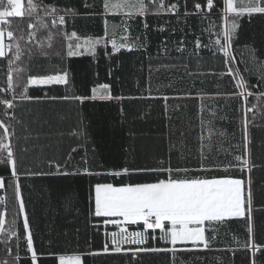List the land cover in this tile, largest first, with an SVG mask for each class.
<instances>
[{
  "label": "trees",
  "instance_id": "1",
  "mask_svg": "<svg viewBox=\"0 0 264 264\" xmlns=\"http://www.w3.org/2000/svg\"><path fill=\"white\" fill-rule=\"evenodd\" d=\"M146 1L149 15L145 20L138 19L141 24L136 28L138 46L132 51L124 49L111 56L106 54L112 51L110 45L107 48L99 45L95 56L68 57L66 25H59L58 31L52 25L53 17L44 11L45 5H54L58 9L73 7L78 12L76 16L101 14L103 0H34L38 8L33 17L10 18V28L16 39L12 40L13 47L7 52V57L0 58V99H3L4 89L8 88L9 60H12L14 70L24 69L19 77L21 82L26 81L28 75L69 72L67 86H29L28 95L39 99H21L15 104V120L9 130L13 134L18 158L22 161L21 172L29 168L44 173L54 171L47 167L46 161L63 162L69 154L72 159L68 170L71 171L80 163L85 152L93 161L94 169H99L101 165L104 170L144 167L169 158L173 167L190 168L191 163L200 161L199 151L191 148L192 140L196 138L191 133V126L193 123L197 126L201 106L206 116L211 110L216 113L215 117L208 119L220 120L222 115L224 123L238 126V120L234 118L238 99L231 94L238 92L239 88L231 76L221 75L227 71L225 58L213 46L218 38L216 33L222 36L224 27L218 10L208 13L206 18L198 15H166L157 13L156 6ZM169 1L178 2L184 8V0ZM85 4L91 7L85 8ZM188 7L191 9L190 0ZM63 14L61 11L57 15ZM41 19L48 24V28L41 26ZM29 23L34 27L29 29ZM238 23L231 54L248 81L250 91L258 94L264 91V87L257 83V75L244 71L246 65L240 61L249 60L250 50H254L256 57L264 61V15H245L239 18ZM210 24L215 25L211 28V34L208 31ZM21 36L24 38L20 39ZM197 39L201 41L200 48L196 47ZM17 42L21 49L18 60L14 56ZM141 44L144 46L140 47ZM247 67L252 68L253 65L248 63ZM12 75L15 94L20 96L21 88L15 87L17 73L13 71ZM98 83L112 85L113 95L125 99L119 102H80L51 98L89 96L90 89ZM252 85H257V88ZM209 95L216 97L205 98ZM162 96L168 99H160ZM253 106V112H248L249 125L263 128L254 132L252 129L251 137L260 136L262 144L256 146L264 153V98L250 96L247 108ZM3 108V104H0V119L5 121ZM2 131L0 129V133ZM73 148L75 152H72ZM208 175L220 176L225 173ZM131 179L143 182L156 177L152 174H134ZM95 180V177L83 175L21 177L25 208L38 251L88 252L102 248L105 228L102 225L94 228L93 224L98 222V218L89 215V189ZM258 182L260 186L254 214L256 242L264 245V178ZM17 212L9 191L6 203L0 205V215L5 219V231L12 227L15 218V230L20 240L17 242L15 238L0 235V260H11L18 251L21 256L19 264H30L23 217ZM238 220L218 225L215 233H207L210 237L214 236L210 250L195 249L175 254L140 253L136 257H130V254L86 256L85 261L86 264H172L174 257L176 264H251V250L234 245L239 233ZM240 220L244 221L243 229L246 230V221ZM244 236L249 240L247 231H244ZM5 239H8L7 245L3 242ZM17 243L19 248L16 247ZM149 245L168 247L164 242L155 240H151ZM7 247L12 248V255L7 253ZM41 264H54V261L46 259ZM256 264H264V256L259 252L256 253Z\"/></svg>",
  "mask_w": 264,
  "mask_h": 264
},
{
  "label": "snow or ice",
  "instance_id": "2",
  "mask_svg": "<svg viewBox=\"0 0 264 264\" xmlns=\"http://www.w3.org/2000/svg\"><path fill=\"white\" fill-rule=\"evenodd\" d=\"M156 5V12L170 11L179 13L180 5L172 3L166 6L163 0H151ZM191 9L188 8L189 0H184V15H198L206 18L208 13L218 10V13L223 21V34L216 33L217 39L214 41V47L217 51L224 55V62L227 66L226 73L233 79L237 80V88L241 91L232 93L236 97H242L245 104L250 96H256L257 99L264 98V91L258 94L250 91L248 81L245 79L241 69L236 66L235 57L231 54L233 39L237 35L239 28V18L247 15L252 17L254 14L264 15V0H190ZM85 8L91 5L85 4ZM38 5L34 0H0V58H6V47L11 51L13 45H5V36L9 40H15L14 32L6 30L3 25H9L10 18H31L37 12ZM44 11L52 16V25L56 26L59 31V25L66 23V17H75L78 12L75 8L69 7L66 9H58L54 5H45ZM63 11V15H57ZM149 11L145 0H103V13L113 15L123 13L128 19L133 15L138 14L143 16ZM41 26L48 28V24L41 19ZM105 33L99 38H85L83 45L80 43H69L67 46V56L75 57L82 55L84 51H88L93 56L96 54V49L101 43L105 48L111 44V52H106L111 56L119 52L121 49L132 51L135 47L130 43V37L121 34L119 40L117 33L112 32L111 36L108 33V21L105 19ZM214 24H210L208 31L211 34V28ZM29 29L33 28L32 23L28 24ZM120 27L114 25L113 28ZM145 27L147 25L145 24ZM31 35V34H30ZM67 35V34H66ZM24 37L21 36L20 39ZM75 38L77 41L80 37L76 32H72L68 36L69 41ZM51 39V37H49ZM196 47L200 48L201 41L196 40ZM15 59H19L21 49L19 43H15ZM144 45L141 44L140 47ZM204 47H207L206 45ZM211 50V49H210ZM243 55V54H242ZM245 63V72L249 75H257V83L264 87V61L259 60L254 50H250L249 60H241ZM251 63L252 68L247 67ZM12 60L8 61V88L4 91H15L13 85V71L17 73L18 81L15 87L21 88L20 99L31 100L39 99L28 95L29 86H57L69 83V72L56 71L50 75H28L26 81L21 82L19 77L24 72V69L12 68ZM252 85L251 87H255ZM89 96H64L51 97L52 99H72L83 102L84 100L112 102L122 101L123 96L113 95L112 85L108 83L95 84L90 89ZM13 96V100L15 99ZM167 100V96L159 97ZM13 100L0 99V104L5 106L4 116L10 121L15 120V116H9L8 109H13L15 105ZM167 107V105L165 106ZM244 107V105H242ZM245 109V117L242 120L244 130V153L242 155L233 154L230 160L219 163L211 162L205 164V161L210 160V155L204 152L205 146L208 147L209 153L213 145L211 143L213 135L217 134L214 129L212 120L207 122V140L205 145L204 121L201 120V135L199 137L200 149V166L195 169L187 167H173L170 158L168 160H158L153 165L126 166L119 170H104L102 165L99 169L92 167L93 161L88 158L87 152L81 157L79 164L75 165L71 171L68 170L69 163L72 159L71 154L63 162L57 160L46 161L49 169L54 171L44 173L27 169L21 172L22 161L18 158L17 148L13 141V134L9 129L13 127L11 123H5L0 119V205H4L7 200L9 191L14 200V206L18 208L17 215L23 217V230L25 233L26 253L29 256L30 264H41L43 260L52 259L54 264H86V256H101V255H117L124 254L130 257H136L140 253H157V252H176L192 251L195 249L210 250L211 240L214 236L207 235L209 231L215 233L218 225H222L233 219H243L247 224V232L249 240L244 247L252 252L251 264H256V253H261L264 256V245L257 244L253 238L254 235V191L251 173L256 167L251 159V150L249 148L250 138L248 136L247 113L253 112V108ZM123 111V109H121ZM203 111V106H201ZM215 116V113H212ZM223 135V133H219ZM76 149L73 148L72 152ZM222 171L225 175H208ZM247 173V178L230 175V172ZM134 174H152L156 179L152 181H132L131 177ZM35 175H59V176H88L95 177V183L90 185L89 189V215L93 218H98V222L93 224L94 228H99L101 225L105 228V242L102 248L95 251H38L34 245L33 232L29 221V216L26 212L25 202L22 194L21 177ZM111 177V180L102 179ZM127 178V179H125ZM119 180L117 183L116 181ZM16 220H12V227L5 231V219L0 215V235L15 238L17 242L20 240L18 232L15 230ZM111 225L118 231L108 232L107 228ZM130 226H136L137 230H129ZM150 240L162 241L168 247H157L149 245ZM6 245L8 239L3 241ZM180 245L181 247H177ZM191 245V247H187ZM51 242H49V247ZM127 246V247H125ZM19 248V243L16 245ZM6 251L12 255V248L7 247ZM21 256L19 252L12 256L11 260H0V264H19ZM172 264H176L173 257Z\"/></svg>",
  "mask_w": 264,
  "mask_h": 264
},
{
  "label": "crops",
  "instance_id": "3",
  "mask_svg": "<svg viewBox=\"0 0 264 264\" xmlns=\"http://www.w3.org/2000/svg\"><path fill=\"white\" fill-rule=\"evenodd\" d=\"M113 3L116 2V0H112ZM145 3L147 5V1L145 0ZM148 9L149 6L147 5ZM149 15V11L147 13H145L143 16L135 14L133 15V17L131 19H128L123 13H119V14H115L113 15L111 12L108 13L107 15H102L101 14H95V15H89V16H68L66 17V29L68 31L67 33V37L71 35V33L74 31L77 33V35L80 37V40H84L85 38L91 37L93 39L95 38H99V37H103L104 33H105V19H107L108 21V33L109 36H111L112 32L115 31L117 33V39L119 40V37L121 34L123 35H127L130 37V43L134 44L135 47L138 46V42L136 39V28L138 26H141L140 22H139V18H142L143 20H145V18ZM114 25H119L120 27L117 28H113ZM69 40V39H68ZM101 45H103V42L101 43ZM108 45L111 46V44L109 43ZM134 47V48H135ZM124 50V49H121ZM85 54H91L89 52H84L82 55ZM235 82L237 83V80L234 79ZM37 87V86H36ZM255 88H257V85L255 86ZM239 91H241V89H239ZM202 96V95H201ZM233 96V95H232ZM206 97H210L215 99L214 97L216 96H205ZM209 98V99H210ZM234 99H238V109L234 110L235 115L234 118H237L238 122L237 125L238 126H232L231 123L229 122L228 124L224 123V120H222V115L221 117H219L220 120L218 119H212L213 125H214V129L215 132L217 134L213 135L212 137V145L213 148L211 150V152L209 153V149L207 146H205L204 148V152L206 155H210V160L205 161V164H209L211 162H216L219 163L221 161L226 162V160H230L232 158L233 154L236 155H242L244 153V130H243V125H242V120L245 117V109L247 108V104H245L244 100L242 97H236L233 96ZM242 105H244V107H242ZM214 111H208L207 112V116L206 114H204V110L200 111L198 114V120H197V126L194 125V123L191 126V133L192 135H195L196 138L195 140H192V144H191V148L192 150H194V148L199 151V155H200V149H201V144H200V140L199 137L201 135V120L203 119L204 121V135H205V145L208 144V140H207V122L211 119L208 118H213L216 116L212 115ZM208 117V118H207ZM247 119H248V113H247ZM249 120V119H248ZM235 123V121H234ZM235 125V124H234ZM232 126V127H231ZM260 128H263L262 126H255V127H251L248 124V136L250 138V144H249V148L251 150V159L252 161L255 163L256 167L253 169L252 173H251V177H252V181H253V191H254V195H255V199H254V208L255 207V203H257L256 201V194H257V190L259 189L258 187L260 186L259 182L260 180H262V178H264V153H262L259 148H257L256 145H260L262 144L261 138L260 136H255V137H251V130H258ZM223 133V135H219V133ZM252 140H253V144H252ZM192 165L190 166V169H195L198 168L200 166V161L197 164L191 163ZM215 173H224L222 171H217ZM233 176H237V177H242V178H247V173L241 174L239 172H230ZM210 174V173H209ZM230 174V175H231ZM27 212V211H26ZM255 211L253 212V217H254ZM239 224H238V236L237 238L234 239L235 244L234 245H238L243 247L245 245V243L248 241L247 238H245L244 236V231H247V224L245 225V229H243L244 226V221L242 220H238ZM256 224H255V219H254V235L253 238L256 242ZM257 244H260V242H256ZM264 244V242H263ZM262 245V244H260ZM178 247V246H177Z\"/></svg>",
  "mask_w": 264,
  "mask_h": 264
},
{
  "label": "built area",
  "instance_id": "4",
  "mask_svg": "<svg viewBox=\"0 0 264 264\" xmlns=\"http://www.w3.org/2000/svg\"><path fill=\"white\" fill-rule=\"evenodd\" d=\"M158 2V1H157ZM163 2H164V4L166 5V6H169L170 7V5L172 4V3H178V2H171V1H169V0H163ZM149 4L150 5H152V6H154L155 4L154 3H152L151 2V0H149ZM180 5V4H179ZM189 8V7H188ZM190 9V8H189ZM184 12H185V9L184 8H182L181 7V5H180V9H179V13H173V12H170V11H162V12H160V13H163V14H166V15H178V14H184ZM212 13V12H211ZM4 27H5V29L6 30H11V28H9V25H4ZM6 38H7V36H6ZM9 44H11L12 45V40H9L8 38H7V41H6V45H9ZM6 49H7V52L9 51L8 50V48L6 47ZM3 99H9V100H13V96L15 95V99L13 100V104L15 105L16 104V102L17 101H19V100H21L20 99V96H18V95H16L15 94V91L13 92V91H3ZM4 106V105H3ZM4 111H5V106H4V108H3V114H4ZM8 111V113H9V116H12V115H14L15 116V107L13 108V109H8L7 110ZM4 118H5V123L7 124V123H11L12 125H13V121L14 120H9L7 117H5L4 116ZM11 129V128H10ZM129 230L131 231V230H137V227L136 226H130L129 227ZM107 231L108 232H112V231H118V229H116V228H114L113 226H108V228H107ZM104 232H105V229H104ZM151 241V240H150ZM150 241H149V243H150ZM104 242H105V237H104Z\"/></svg>",
  "mask_w": 264,
  "mask_h": 264
},
{
  "label": "rangeland",
  "instance_id": "5",
  "mask_svg": "<svg viewBox=\"0 0 264 264\" xmlns=\"http://www.w3.org/2000/svg\"><path fill=\"white\" fill-rule=\"evenodd\" d=\"M154 6H156V5H154ZM153 6V7H154ZM151 10H155V8H151ZM6 41H7V38H6V36H5V45H6ZM68 41V44L69 43H72V44H76V43H80L81 45H83V41L84 40H79V41H77L75 38H73L71 41H69V40H67ZM68 44L66 45V46H68ZM5 51L7 52V49H5ZM84 52H88V51H84ZM10 131V130H9ZM110 226V225H109ZM125 247H127V246H125Z\"/></svg>",
  "mask_w": 264,
  "mask_h": 264
}]
</instances>
